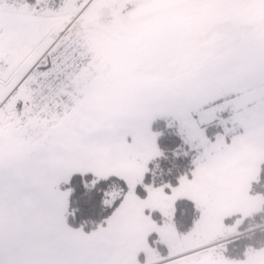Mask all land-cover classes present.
<instances>
[{
  "label": "rangeland",
  "instance_id": "374dc122",
  "mask_svg": "<svg viewBox=\"0 0 264 264\" xmlns=\"http://www.w3.org/2000/svg\"><path fill=\"white\" fill-rule=\"evenodd\" d=\"M152 1L93 0L65 18L38 0H0V172L27 187L0 264H264V247L239 261L222 256L264 204V36L251 24L264 0H191L130 17ZM213 35L223 38L209 44ZM48 49L46 68L34 70ZM158 119L197 153L190 176L139 197L160 154ZM213 122L222 131L210 140L202 125ZM75 173L128 187L90 232L65 220L69 190L59 186ZM178 199L199 210L183 234L171 221ZM11 215L0 206L5 227Z\"/></svg>",
  "mask_w": 264,
  "mask_h": 264
},
{
  "label": "trees",
  "instance_id": "16d2710c",
  "mask_svg": "<svg viewBox=\"0 0 264 264\" xmlns=\"http://www.w3.org/2000/svg\"><path fill=\"white\" fill-rule=\"evenodd\" d=\"M202 127L210 140L222 131L215 122L204 124ZM151 129L157 134L156 142L160 154L147 163L143 178L135 187L139 197L146 195L147 185L169 190L170 186L178 183L182 175L190 176L197 153L184 142L176 125L169 120L158 119L152 123ZM257 186L264 197V162L258 174ZM59 188L69 190L65 214L67 225L83 232H90L111 215L128 187L124 179L117 176L97 178L91 173H75ZM151 216L161 222L158 213L152 212ZM198 217L199 210L192 201L187 199L175 201L171 221L178 233L189 231ZM235 218L234 216L228 221L232 222ZM238 232L243 234L224 245L222 256L225 259L239 261L245 257L247 249L259 250L264 247V204L262 210L241 222ZM157 247L162 249L160 245Z\"/></svg>",
  "mask_w": 264,
  "mask_h": 264
},
{
  "label": "snow or ice",
  "instance_id": "6c2138e0",
  "mask_svg": "<svg viewBox=\"0 0 264 264\" xmlns=\"http://www.w3.org/2000/svg\"><path fill=\"white\" fill-rule=\"evenodd\" d=\"M26 191L25 183L18 177L11 173L6 175L0 172V206L7 204L9 209L12 210V215L6 227L3 221L0 220V242H5L7 237V243L15 245L17 240V218L25 215L19 207V203Z\"/></svg>",
  "mask_w": 264,
  "mask_h": 264
},
{
  "label": "water",
  "instance_id": "95a60500",
  "mask_svg": "<svg viewBox=\"0 0 264 264\" xmlns=\"http://www.w3.org/2000/svg\"><path fill=\"white\" fill-rule=\"evenodd\" d=\"M191 0H153L152 2L133 10L130 13L131 18H139L145 15H149L156 12H163L181 4H185ZM223 38V35H213L209 44L214 43L217 40ZM169 67L174 69L176 67V61L169 63Z\"/></svg>",
  "mask_w": 264,
  "mask_h": 264
},
{
  "label": "built area",
  "instance_id": "2783aa9c",
  "mask_svg": "<svg viewBox=\"0 0 264 264\" xmlns=\"http://www.w3.org/2000/svg\"><path fill=\"white\" fill-rule=\"evenodd\" d=\"M68 1L69 0H41V6L43 7V9H45L47 11L57 12V11H60L66 5V3ZM92 1L93 0H75V6L78 9L77 14L82 13ZM60 37L57 40H59ZM48 51H49V49L46 50L44 53H42V55L36 61L34 68H37V69L38 68L39 69L46 68L48 61L50 59V52H48Z\"/></svg>",
  "mask_w": 264,
  "mask_h": 264
},
{
  "label": "flooded vegetation",
  "instance_id": "af4514ba",
  "mask_svg": "<svg viewBox=\"0 0 264 264\" xmlns=\"http://www.w3.org/2000/svg\"><path fill=\"white\" fill-rule=\"evenodd\" d=\"M251 24L254 28H257V30H259V33L262 36H264V11L260 13H255V16L252 19Z\"/></svg>",
  "mask_w": 264,
  "mask_h": 264
},
{
  "label": "crops",
  "instance_id": "0c3cea01",
  "mask_svg": "<svg viewBox=\"0 0 264 264\" xmlns=\"http://www.w3.org/2000/svg\"><path fill=\"white\" fill-rule=\"evenodd\" d=\"M22 3V1H21ZM38 3H39V7L40 9L42 10L41 8V0H38ZM75 0H69L68 3L65 5L64 7V10H63V16L66 18V17H69L71 15L72 12L75 11Z\"/></svg>",
  "mask_w": 264,
  "mask_h": 264
}]
</instances>
